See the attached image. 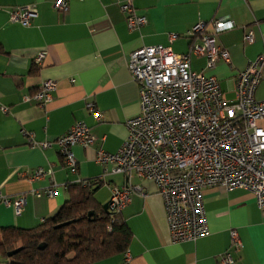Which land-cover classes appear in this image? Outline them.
I'll return each instance as SVG.
<instances>
[{
  "label": "crops",
  "instance_id": "0c3cea01",
  "mask_svg": "<svg viewBox=\"0 0 264 264\" xmlns=\"http://www.w3.org/2000/svg\"><path fill=\"white\" fill-rule=\"evenodd\" d=\"M122 1L67 0V9L57 10L55 0H0V227H35L85 190L103 209L112 189L128 184L133 186L131 198L118 213L130 231L129 242L123 252L92 264H218L230 248V230L239 241L232 264H264V208L256 206L248 191L204 188L207 234L174 242L154 181L133 172L103 173L95 160L100 149L117 150L127 135L126 121L139 112L138 85L128 68L132 51L162 44L186 52L194 24L229 18L234 26L216 35L228 51V62L207 68L204 56L191 53L190 66L215 76L226 98L233 99L236 73L264 51V0H133L136 12L146 17L137 29L128 28ZM26 5L36 11L29 24L9 20L11 10ZM248 32L252 42L244 41ZM39 52L44 57L38 64L34 58ZM47 79L55 88L40 105L34 95ZM254 96L264 99V72ZM87 102L94 103L100 121L87 110ZM79 121L95 139L72 147V169L54 140ZM22 130L35 143L52 145L34 146ZM38 168L45 174L32 178ZM48 188L56 194L48 195ZM20 197L16 213L13 203Z\"/></svg>",
  "mask_w": 264,
  "mask_h": 264
},
{
  "label": "built area",
  "instance_id": "2783aa9c",
  "mask_svg": "<svg viewBox=\"0 0 264 264\" xmlns=\"http://www.w3.org/2000/svg\"><path fill=\"white\" fill-rule=\"evenodd\" d=\"M67 0H55L57 10H66ZM120 9L128 28L137 29L146 22L136 12L133 0H123ZM36 16L31 6L17 7L8 13L9 20L23 25ZM229 18L197 22L188 33V51L175 53L162 44L144 46L129 54L128 68L138 85L139 112L126 121L127 135L114 152L98 150L95 160L103 173H135L154 181L163 200L170 239L174 242L196 240L207 234L203 190L218 187L225 191H248L258 208H264V99L254 96L264 72V51L236 73L235 96L227 99L215 76L194 71L190 54L202 55L206 67L219 60L228 62V51L216 42V35L231 29ZM175 34L170 35V40ZM244 41L252 42L251 32ZM39 52L34 58L41 63ZM55 82L44 80L34 95L40 105L51 99ZM87 110L96 121L100 113L93 102ZM26 140L40 148L51 142L35 143L30 132L22 130ZM95 137L84 122H75L54 140L64 162L72 169L76 159L72 147L88 146ZM45 170L31 174L40 178ZM133 186L124 184L112 189L106 210L118 213L129 202ZM40 191L35 194L39 195ZM48 195L56 194L48 188ZM6 204L10 203L7 199ZM23 199L17 198L15 212ZM230 248L218 264H232V251L239 248L235 230H230ZM128 259V253L125 254Z\"/></svg>",
  "mask_w": 264,
  "mask_h": 264
},
{
  "label": "trees",
  "instance_id": "16d2710c",
  "mask_svg": "<svg viewBox=\"0 0 264 264\" xmlns=\"http://www.w3.org/2000/svg\"><path fill=\"white\" fill-rule=\"evenodd\" d=\"M129 238L120 213L104 211L85 190L35 227L1 226L0 264H92L123 252Z\"/></svg>",
  "mask_w": 264,
  "mask_h": 264
},
{
  "label": "water",
  "instance_id": "95a60500",
  "mask_svg": "<svg viewBox=\"0 0 264 264\" xmlns=\"http://www.w3.org/2000/svg\"><path fill=\"white\" fill-rule=\"evenodd\" d=\"M106 206H107V203H104L103 205H102V207H103V209L104 210H106ZM92 212H90L89 214H91ZM63 224V223H62ZM61 223L60 224H58V225H62Z\"/></svg>",
  "mask_w": 264,
  "mask_h": 264
},
{
  "label": "rangeland",
  "instance_id": "374dc122",
  "mask_svg": "<svg viewBox=\"0 0 264 264\" xmlns=\"http://www.w3.org/2000/svg\"><path fill=\"white\" fill-rule=\"evenodd\" d=\"M66 242H67V243H69V241H68V240H67Z\"/></svg>",
  "mask_w": 264,
  "mask_h": 264
}]
</instances>
